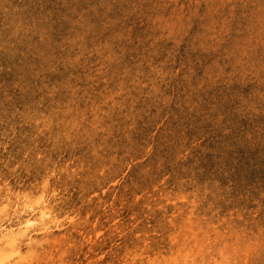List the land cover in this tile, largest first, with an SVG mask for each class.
<instances>
[{
	"label": "rangeland",
	"instance_id": "rangeland-1",
	"mask_svg": "<svg viewBox=\"0 0 264 264\" xmlns=\"http://www.w3.org/2000/svg\"><path fill=\"white\" fill-rule=\"evenodd\" d=\"M0 264H264V0H0Z\"/></svg>",
	"mask_w": 264,
	"mask_h": 264
}]
</instances>
